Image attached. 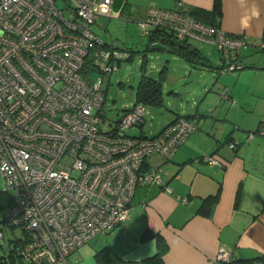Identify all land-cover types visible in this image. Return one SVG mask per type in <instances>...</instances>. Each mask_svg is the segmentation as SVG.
<instances>
[{
    "label": "built area",
    "instance_id": "2783aa9c",
    "mask_svg": "<svg viewBox=\"0 0 264 264\" xmlns=\"http://www.w3.org/2000/svg\"><path fill=\"white\" fill-rule=\"evenodd\" d=\"M112 3L0 0V174L3 191L13 193L2 221L25 232L10 245L20 264L65 263L97 235L122 225L136 187L161 184V170H144L145 159L159 154L170 160L195 129L178 116L154 136L128 135L145 123L149 110L140 103L122 110L110 129L99 127L103 80L117 70L120 56L93 26L99 17L118 16ZM137 27L142 36L157 29L180 42L216 46L219 72L242 67L238 51L245 37L201 22L182 3L175 10L150 6ZM259 48L264 51V43ZM197 160L221 165L210 155ZM216 259L228 264L232 253L220 247Z\"/></svg>",
    "mask_w": 264,
    "mask_h": 264
},
{
    "label": "crops",
    "instance_id": "0c3cea01",
    "mask_svg": "<svg viewBox=\"0 0 264 264\" xmlns=\"http://www.w3.org/2000/svg\"><path fill=\"white\" fill-rule=\"evenodd\" d=\"M214 2L113 0L111 8L118 16L106 18L137 23L150 6L175 10L178 3L194 16L195 11L211 12ZM220 6L218 26L246 40L238 51L242 67L236 71L219 72L220 53L211 44L188 41L202 57L192 64L167 45L162 44L164 50L151 49L152 43L160 42L151 43L150 34L136 52L118 50L115 41L104 42L97 35L104 45L115 44L118 64L133 52L145 53L144 58L150 52L167 54L166 73L172 64L178 65L190 83L178 93L187 94L188 101L153 135L178 116L190 119L195 129L170 160L159 154L145 159L144 170H161V184L136 187L122 225L97 235L65 263L56 264H226L216 259L220 247L231 251L233 261L264 255V51L259 48L264 43V0H220ZM230 143H236L235 148ZM204 155L221 165L197 160ZM215 195L216 202L206 206L205 199ZM158 239L164 250L154 262Z\"/></svg>",
    "mask_w": 264,
    "mask_h": 264
},
{
    "label": "rangeland",
    "instance_id": "374dc122",
    "mask_svg": "<svg viewBox=\"0 0 264 264\" xmlns=\"http://www.w3.org/2000/svg\"><path fill=\"white\" fill-rule=\"evenodd\" d=\"M94 30L100 39L104 42H116L118 50L130 48L132 51H141L144 44L147 42L145 36L140 34L137 23L133 19L129 21L120 19H112L99 17L94 26ZM142 44V45H141ZM126 51V50H125ZM128 55V53H127ZM130 57H121L118 68L109 78H104L102 89L106 94V100L102 107L101 120L103 121L99 127L103 130L110 129L111 126L119 120L122 110L129 109L135 103L136 87L142 75L143 65L146 68V75L153 79L162 81V102L163 105L158 108H150V112L145 116V123L140 129H129L126 131L128 135L139 136L143 133L144 136H152L167 120L173 116V113L179 111L178 108L186 106L188 97L187 94L178 95L183 89V86L190 85L187 78H183V71L178 65H171L174 70V76L167 74L164 69L165 55L164 52H137L130 53ZM189 73V72H188ZM98 72H92V79H97ZM162 76L164 78L162 79ZM179 77V78H176ZM3 178L0 174V230L3 239L0 242V264H20L10 252L11 242L16 239L25 238V232L19 227H10L3 220V212L10 206L13 193L3 192Z\"/></svg>",
    "mask_w": 264,
    "mask_h": 264
},
{
    "label": "trees",
    "instance_id": "16d2710c",
    "mask_svg": "<svg viewBox=\"0 0 264 264\" xmlns=\"http://www.w3.org/2000/svg\"><path fill=\"white\" fill-rule=\"evenodd\" d=\"M220 0H215L214 7L211 12H203V11H195L192 12L193 15L203 21L204 23L218 26V24L215 22L216 17L220 15L221 8H220ZM149 41L156 42L159 41L161 44L167 45L169 47V50L177 55L183 56L188 62L195 63L199 61V58L201 59V55L195 49L192 47L187 41L180 42L178 41L174 35L168 31L164 30H154L149 35ZM197 58V60H196ZM142 75L139 79V82L136 87V93H135V103H140L145 105L146 107L150 108H158L163 105L162 102V81L160 79H153L146 75L145 72V66L142 67ZM164 76H162V79ZM154 136V135H153ZM5 193V192H4ZM3 196L0 194V197ZM217 195L208 197L205 199V205L210 206L212 203L216 202ZM1 201V199H0ZM12 203V202H11ZM207 212V210L205 211ZM148 233L147 231L143 235L142 238L147 237ZM161 240L158 239V247L159 251L158 253L152 258L154 262L160 261V253L163 252L164 249L161 247ZM253 262H260L264 263V255H260L256 258L252 259H241L237 261H231L228 264H252Z\"/></svg>",
    "mask_w": 264,
    "mask_h": 264
},
{
    "label": "water",
    "instance_id": "95a60500",
    "mask_svg": "<svg viewBox=\"0 0 264 264\" xmlns=\"http://www.w3.org/2000/svg\"><path fill=\"white\" fill-rule=\"evenodd\" d=\"M150 48L153 49V50H159V49L164 50L166 48V46H164V45H162L160 43H152L150 45Z\"/></svg>",
    "mask_w": 264,
    "mask_h": 264
}]
</instances>
